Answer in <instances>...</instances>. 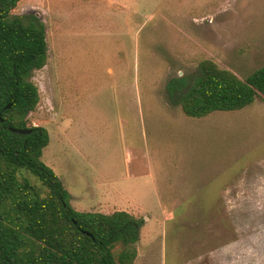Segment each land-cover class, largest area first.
Segmentation results:
<instances>
[{"label": "rangeland", "instance_id": "rangeland-1", "mask_svg": "<svg viewBox=\"0 0 264 264\" xmlns=\"http://www.w3.org/2000/svg\"><path fill=\"white\" fill-rule=\"evenodd\" d=\"M12 14L47 29L28 126L48 130L42 161L76 211L144 220L134 264H264V99L189 118L167 94L204 60L242 80L264 68V0H23Z\"/></svg>", "mask_w": 264, "mask_h": 264}, {"label": "trees", "instance_id": "trees-1", "mask_svg": "<svg viewBox=\"0 0 264 264\" xmlns=\"http://www.w3.org/2000/svg\"><path fill=\"white\" fill-rule=\"evenodd\" d=\"M21 1L0 0V264H134L145 221L124 211H76L60 178L42 161L50 135L30 128L28 118L40 103L32 76L48 62L47 29L37 15L12 14ZM198 71L192 81L167 85L170 102L189 118L240 111L264 99V68L245 80L211 60L202 61ZM22 170L48 193L21 181ZM119 244L125 249L116 260Z\"/></svg>", "mask_w": 264, "mask_h": 264}, {"label": "water", "instance_id": "water-1", "mask_svg": "<svg viewBox=\"0 0 264 264\" xmlns=\"http://www.w3.org/2000/svg\"><path fill=\"white\" fill-rule=\"evenodd\" d=\"M10 131L18 135H30L32 133V130H23V129H11Z\"/></svg>", "mask_w": 264, "mask_h": 264}, {"label": "crops", "instance_id": "crops-1", "mask_svg": "<svg viewBox=\"0 0 264 264\" xmlns=\"http://www.w3.org/2000/svg\"><path fill=\"white\" fill-rule=\"evenodd\" d=\"M212 17H214V15H212ZM212 17H211V18H212Z\"/></svg>", "mask_w": 264, "mask_h": 264}]
</instances>
